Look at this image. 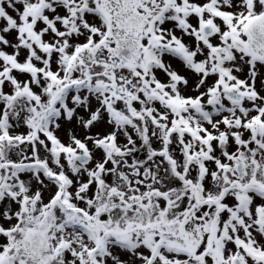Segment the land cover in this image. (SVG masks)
<instances>
[{"label": "snow or ice", "instance_id": "6c2138e0", "mask_svg": "<svg viewBox=\"0 0 264 264\" xmlns=\"http://www.w3.org/2000/svg\"><path fill=\"white\" fill-rule=\"evenodd\" d=\"M0 264H264V0H0Z\"/></svg>", "mask_w": 264, "mask_h": 264}]
</instances>
